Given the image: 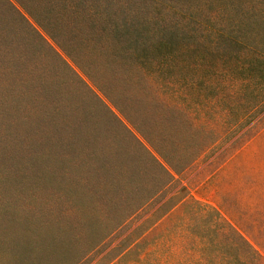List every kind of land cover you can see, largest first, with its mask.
<instances>
[{"label": "rangeland", "instance_id": "1", "mask_svg": "<svg viewBox=\"0 0 264 264\" xmlns=\"http://www.w3.org/2000/svg\"><path fill=\"white\" fill-rule=\"evenodd\" d=\"M259 2L0 0V264H134L121 253L140 235L160 260L182 256L180 196L217 209L264 264V117L220 146L140 63L168 41L208 68L197 23Z\"/></svg>", "mask_w": 264, "mask_h": 264}, {"label": "trees", "instance_id": "2", "mask_svg": "<svg viewBox=\"0 0 264 264\" xmlns=\"http://www.w3.org/2000/svg\"><path fill=\"white\" fill-rule=\"evenodd\" d=\"M259 1L258 7L245 9L240 19L231 17L226 25L213 19L207 27L197 21L201 36L207 28L211 34L208 39L213 55L208 68L203 55L188 61L183 58L180 63L185 47L174 50L168 41L156 44V49H164L158 60L148 57L140 60L150 83L167 88L173 103L184 95L186 106L207 115V121L194 118L195 127L208 133H225L215 140L220 141V146L233 138L232 145L243 142L264 117V0ZM205 106L208 108L203 109ZM189 201L187 196L176 200V205L192 209L193 221L188 229L192 243L188 253L182 256L172 253L164 262L157 256L155 245L146 250L137 242L140 235L132 238L121 258L134 255V264L261 262V255L217 209L193 199Z\"/></svg>", "mask_w": 264, "mask_h": 264}]
</instances>
